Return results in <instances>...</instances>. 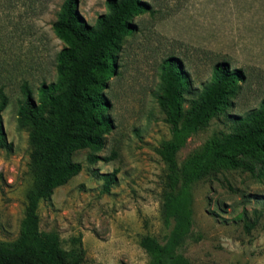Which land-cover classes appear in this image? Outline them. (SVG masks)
<instances>
[{"label": "rangeland", "instance_id": "obj_1", "mask_svg": "<svg viewBox=\"0 0 264 264\" xmlns=\"http://www.w3.org/2000/svg\"><path fill=\"white\" fill-rule=\"evenodd\" d=\"M142 1L147 10L128 19L134 28L119 41L114 73L101 91L111 122L103 147L73 153L80 172L37 207L40 231L55 233L64 250L80 247V264H149L139 239L162 242L170 229L160 197L165 165L157 155L169 139L155 100L163 60L175 59L187 75L184 110L214 64L223 62L240 77L224 109L186 139L175 157L178 166L264 99V0ZM62 2L0 0V90L7 98L1 118L10 143L0 149V244L17 238L32 184L28 132L16 120L21 86L38 101L40 85L57 81L55 61L63 44L51 25ZM76 2L89 26L106 12L105 0ZM107 173L114 181L104 193L101 176ZM191 195V228L176 250L187 264H264V177L222 169L196 183Z\"/></svg>", "mask_w": 264, "mask_h": 264}, {"label": "trees", "instance_id": "obj_2", "mask_svg": "<svg viewBox=\"0 0 264 264\" xmlns=\"http://www.w3.org/2000/svg\"><path fill=\"white\" fill-rule=\"evenodd\" d=\"M76 0H63L53 35L63 46L56 55L57 81L41 84L38 101L23 84V100L17 110V124L27 129L29 145L27 167L31 187L24 196L23 216L17 238L0 244V264H80V247L64 250L58 236L39 229L38 204L48 200L54 189L65 185L80 170L72 160L76 151L98 152L103 136L111 129L104 114L106 103L101 94L105 80L114 73V56L119 41L134 28L128 21L147 10L142 0H105L106 12L87 25L76 9ZM159 93L156 104L168 127L169 139L161 142L157 155L165 165L161 187L163 221L170 229L162 242L142 236L139 246L149 264H187L177 248L187 237L191 220L192 187L222 169H239L257 179L264 177V99L256 109L236 116L231 130L211 137L203 147L188 155L181 165L175 157L186 139L198 131L226 106L227 98L240 80L239 71L225 63L212 67L209 81L183 109L184 94L189 93L187 75L178 62L169 58L160 65ZM7 98L0 90V149L8 150L1 112ZM99 160L91 156L90 161ZM102 191L108 192L112 173L103 174ZM249 227L246 226V229Z\"/></svg>", "mask_w": 264, "mask_h": 264}, {"label": "water", "instance_id": "obj_3", "mask_svg": "<svg viewBox=\"0 0 264 264\" xmlns=\"http://www.w3.org/2000/svg\"><path fill=\"white\" fill-rule=\"evenodd\" d=\"M76 5H77V3H76Z\"/></svg>", "mask_w": 264, "mask_h": 264}]
</instances>
